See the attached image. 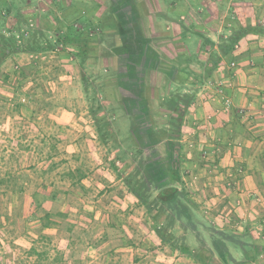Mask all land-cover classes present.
<instances>
[{
    "label": "crops",
    "instance_id": "obj_1",
    "mask_svg": "<svg viewBox=\"0 0 264 264\" xmlns=\"http://www.w3.org/2000/svg\"><path fill=\"white\" fill-rule=\"evenodd\" d=\"M127 3L123 20L136 37L127 50L138 55L132 73L120 74L126 115L139 101L158 100L160 60L181 63L168 85L197 90L180 139L182 186L199 214V235L185 239L192 252L157 236L112 168L66 54L54 76L40 78L34 105L14 106L10 87L0 90V230L10 245L30 248L33 264H264V0ZM234 34L233 50L198 83L195 73ZM177 67L188 71L185 80ZM14 259L25 262L20 254Z\"/></svg>",
    "mask_w": 264,
    "mask_h": 264
},
{
    "label": "rangeland",
    "instance_id": "obj_2",
    "mask_svg": "<svg viewBox=\"0 0 264 264\" xmlns=\"http://www.w3.org/2000/svg\"><path fill=\"white\" fill-rule=\"evenodd\" d=\"M129 1L131 2V0H8L7 3H0V34L8 38L14 35L17 45L26 47L29 42L36 41L38 43L36 46L45 47L44 49L38 47L40 50L37 48L12 53L7 57L12 62L9 71H6V63L4 67L2 66L7 58L3 60L0 64V90L4 85L10 87L8 91L12 95L10 102L14 106H26L30 103L34 105L37 99L34 100L33 97L34 93L37 94L36 89L40 88V78L54 76L53 67L59 61L62 62L60 56L66 54L73 67H76L78 82L81 81L83 85L85 101L87 100L85 104L90 108L87 97L90 95L96 96L98 100L96 103L103 105L104 110L101 114L109 120L118 141L124 147L129 144L126 147L129 148L127 157L133 166L139 157L135 158V150L141 149L148 141L145 138L140 140L132 137L134 117L126 115L130 110L127 109L129 106H126L128 103L120 100L118 94L121 85L120 74L132 73L134 56L138 55L127 50L136 44L134 42L136 37L130 29L131 24L123 20L126 10L129 9L124 10L128 7ZM70 2L72 5H69ZM70 27L83 32L80 40L74 35L73 41L63 39L69 34ZM78 44H82L85 50V61L82 65L77 56ZM16 54H23L24 58H14ZM176 62L171 60L157 62L162 80L157 76L154 78L159 79L160 84L165 80L158 94L155 91L158 100H149L148 97L149 99L136 103V107L130 105L137 110L136 114L139 117L136 124L143 130L149 126H154V129L163 128L167 121L166 99L175 91L179 89L185 91L184 89H187L185 87H190L180 84L168 85L173 66L181 67L180 60ZM51 68L52 71H49ZM6 72L10 75H5ZM176 73L177 78L185 80L188 71L178 68ZM84 82L87 83L86 89ZM144 89L143 97L148 93ZM164 146L165 140L154 146L156 150L153 156H148L146 151L142 158L157 156L158 159L165 160L167 157ZM111 156L114 157L115 154L112 152ZM9 243L4 230H0V264H14L16 254L22 256L24 264H33L29 257L30 248L23 244L15 247Z\"/></svg>",
    "mask_w": 264,
    "mask_h": 264
},
{
    "label": "trees",
    "instance_id": "obj_3",
    "mask_svg": "<svg viewBox=\"0 0 264 264\" xmlns=\"http://www.w3.org/2000/svg\"><path fill=\"white\" fill-rule=\"evenodd\" d=\"M262 31L264 32V28ZM73 35L80 40L83 32L70 27L69 34L63 39L65 41L72 40ZM239 38V34H234L218 43L219 51H212L210 53L201 74L195 73V78L200 75L197 79L198 83H205L208 80L222 60V57L228 55L233 50ZM37 44L36 41H32L24 47L16 44L14 35L8 38L0 34V64L14 52L37 49L40 47L36 46ZM212 44L214 45V43ZM40 48L44 49L45 47ZM40 48L37 50H40ZM84 55L85 50L83 45L78 44L77 56L81 65L85 61ZM84 83L86 89L87 83ZM196 94V88H191L189 91L179 89L167 98L165 104L167 121L165 126L160 129H154V126H149L145 128L146 130H143V128H140L136 124L137 117L139 116L136 113H132V117H134L131 131L132 137H137L140 140L145 138L148 141V143L142 146L145 150H142V148L135 150V158L139 157L133 166L131 162H128L127 157L129 148L127 149L126 147L129 144L124 147L118 141L109 120L105 115L101 114L104 107L100 103H96L98 101L96 96H87L90 102L93 124L99 139L107 146L109 153H114L115 151V156L112 158V168L123 178L130 193L145 208L147 219L157 236L164 243L172 247H178L184 252H192V247L186 243L185 239L190 234L199 235V228L197 227L198 207L182 186L180 158V139L185 116L195 100ZM164 140L165 156L167 158L160 160L157 156L148 157L149 155L153 156L154 150H156L154 146ZM129 143L132 144L131 142ZM146 151L148 154L147 158H142L143 153ZM222 235L227 237L231 242L236 240L235 236L227 233Z\"/></svg>",
    "mask_w": 264,
    "mask_h": 264
},
{
    "label": "built area",
    "instance_id": "obj_4",
    "mask_svg": "<svg viewBox=\"0 0 264 264\" xmlns=\"http://www.w3.org/2000/svg\"><path fill=\"white\" fill-rule=\"evenodd\" d=\"M235 65H236L235 62H232V63H231V66H233V67H234ZM217 91L222 93V89H218ZM225 104H226V106H230V105H231V100H230V98L225 97ZM234 176H235V175H234L233 173L230 174L229 180H228V182H227V184H228L229 186H234V185L236 184V180H235ZM230 212H231V211H230ZM227 214L229 215V213H227ZM262 222H263V224H264V217H263V219H262ZM260 234H262V232L259 230V235H260Z\"/></svg>",
    "mask_w": 264,
    "mask_h": 264
}]
</instances>
